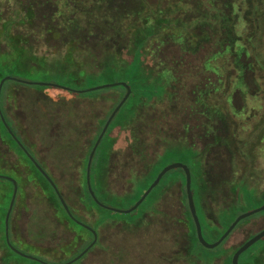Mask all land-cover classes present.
<instances>
[{"label":"trees","instance_id":"obj_1","mask_svg":"<svg viewBox=\"0 0 264 264\" xmlns=\"http://www.w3.org/2000/svg\"><path fill=\"white\" fill-rule=\"evenodd\" d=\"M19 2L21 10L15 17L5 20L1 26L0 41L5 44L6 50L0 51V82L7 76L21 75L27 80L34 75H44L59 79V84L64 87L79 90L85 86L116 82L127 83L132 89L130 99L111 124L92 164L91 185L99 201L102 202L101 198L121 201L128 197L125 195L130 194L133 188L145 187L140 190V196L143 195L154 182L148 181L149 177L154 174L156 179L159 174L153 172L158 157L163 159L171 156L191 170L193 194L196 191L197 196L203 200V219L200 218V223L206 240V231L217 233L223 229L214 241L216 242L239 215L264 204V191L254 180L257 176L252 169L245 168L237 181L230 183L229 186L227 180L232 172L226 167V164L232 161L230 155L236 151L241 152L248 146L247 139L242 141L243 132L235 119L241 113L239 111L241 105L238 103L258 101L264 110V0H19ZM105 9L108 12H105ZM187 13L189 15H184ZM37 22L44 26L40 32L42 33L40 41L21 33L12 34L11 28L16 24L27 26L31 33L40 31L35 30ZM47 23L51 26L48 27ZM71 34H74L73 38L70 37ZM90 41L95 43L91 46L85 45V42ZM39 45L46 46L50 56H41ZM166 51L173 54L174 58L161 61L159 64L161 68L151 62V54H164ZM216 61L217 64H214ZM180 69L184 70V73L179 75L184 77V83L176 79L177 71ZM157 73L160 74L159 79ZM12 83L18 84L6 82L2 99L4 89ZM115 88V90L110 88L108 92L121 94V97L116 101L115 107L108 111V117L100 122L101 129L92 141L89 154L107 119L126 94L123 87ZM180 101L185 104L188 113L189 139L184 138L182 133L177 134L178 130L183 132L181 128L169 134L164 128L158 127L159 135L152 139H140L137 136L136 129L132 126L136 123L140 110L158 105H165L170 109L173 104ZM4 117L30 152L27 142L23 140L12 121L10 124L5 114ZM0 128L7 136L5 140L0 130L3 143L18 157L16 164L23 190L26 185L32 184L43 192L39 183L36 184L29 177L32 169L42 178L43 175L9 135L1 118ZM114 128L120 133L128 130L130 134L127 146L130 159L124 167V178L131 186V190L124 196L111 192L106 179L107 165L117 143ZM252 132L253 134L256 132L260 137L264 136V116L258 120ZM89 154L85 160L86 165ZM245 158L250 164L253 157L249 154ZM22 159L30 163L31 167L28 170L25 168L28 165L25 161L22 163ZM178 171L184 174L183 170ZM162 181L146 201L151 197L152 201L156 197L159 199L169 183L176 182L172 180L162 184ZM9 183L13 191V184ZM85 183L86 196L82 193V188L81 203L89 211L99 210L111 214L112 212L96 205L88 191L87 178ZM221 184L228 186V193L234 198L233 203L230 209L229 207L219 209L216 219L215 217L209 219L204 204L216 193L218 187H222ZM183 186L186 220L179 223L186 230L193 253L194 244L202 245L197 239L196 227L188 208L185 182ZM154 192L157 193L153 196ZM42 194L44 195V192ZM54 194L55 197L51 198L45 196L46 201L54 210L57 205L64 210L55 191ZM85 200L92 204L91 207ZM153 207L154 203H151L149 210ZM8 208L7 206L0 210L1 239L8 252L24 259L11 251L6 243L5 217ZM148 211L133 225L141 222ZM241 211L243 212L240 213ZM65 214L67 220L62 224L67 226L70 222L81 229V232L88 234V239H85L80 231L71 230L78 245L86 249L92 243L93 235L74 223L66 212ZM261 214L264 215V212ZM97 216V228L93 229L99 232L108 218L106 216L99 218L98 214ZM131 216H136V213ZM253 217L242 221L236 230ZM13 226L12 215L10 221L12 244V240H19L14 234ZM229 238L219 247L220 255L206 262L224 258L223 264H232L233 255L240 247L233 254H229L224 249ZM56 249L57 247L47 249L46 252L52 253ZM5 257L6 255L0 262H9ZM83 259L77 264H81ZM239 262L264 264V241H260L245 252Z\"/></svg>","mask_w":264,"mask_h":264},{"label":"rangeland","instance_id":"obj_2","mask_svg":"<svg viewBox=\"0 0 264 264\" xmlns=\"http://www.w3.org/2000/svg\"><path fill=\"white\" fill-rule=\"evenodd\" d=\"M19 10H21L19 0H0V14L2 16L0 32L5 20L15 17ZM105 12H108L107 9H105ZM184 15H189V13ZM47 26L49 27L51 24L47 23ZM43 27L41 22H37L35 30H40L37 32L31 33L27 29V26H19L18 24L14 25L11 29L13 35L21 33L26 36H32L34 39L40 41L42 38V33L40 32H42ZM73 35L71 34L70 37L73 38ZM1 42L0 51L6 50L5 44ZM94 43L93 41L89 43L85 42V45L91 46ZM39 48L41 56H50V51L46 46L39 45ZM172 55L166 51L164 54L153 53L150 55V58L152 63L154 62L161 68L160 62L165 61L167 58L173 59ZM214 64H217V61ZM182 73H184V70H178L176 79L183 82L184 77L179 76ZM22 77L18 75L14 78L26 80ZM159 77L160 74L157 73V78L159 79ZM27 81L60 85L59 79L44 75L31 76ZM109 84L113 83L91 87L85 86L80 90H88ZM71 89L79 90L76 88ZM108 91L110 89L87 94H74L56 88L25 86L12 83L4 89V96L1 101L2 110L8 122L10 124L13 123L17 128L23 140L27 142L26 144L34 157L36 159L38 157L40 161L44 162V164L39 163L53 179L73 216L91 228H97V214L99 218L104 216L108 218V221L99 229L100 235L97 231L99 236L98 243L85 256L81 264H223L224 258L215 259L210 263L206 262L208 259L220 255L219 247L214 250H208L199 244H194V252L192 253L186 230L179 223V221L186 220V208L183 204L185 177L178 170L168 173L163 178L162 184H167L172 182V180L176 182L173 184L169 183L159 199L158 197L154 198L153 201L152 197L148 199L138 209L136 216L113 212L109 214L99 210L89 211L81 203V195L84 194L86 196L85 180L87 178L86 161H84L83 157L84 151L87 149L86 146L89 149L91 142L84 141L82 135L77 137L74 134H82L90 123L93 125V139L99 133L101 129L100 122L108 117V111L115 107L116 101L121 97V94ZM238 104L241 105L239 106L241 113L238 115V118H234L237 124H239L240 130L242 129V141L247 139L248 146L242 150L244 155H242V151H236L230 155L232 161H229L230 163L226 164V167L232 173L227 183L230 186V183L237 181L241 172L246 170L245 168H248V170L250 168L254 172V175L257 176L254 178L257 181V185L264 191V136L260 137L256 132L255 134L252 132L258 120L260 121L264 116V110L261 108V102L258 101L252 102L248 100L247 102ZM187 115L186 106L181 101L173 104L170 109L165 105L153 106L150 109L140 110L136 123L132 127L136 129V134L140 139L157 137L159 135L158 127L164 128L169 134L181 128L183 132L178 130L177 134L182 133L181 135L187 139L189 137L187 126L189 120ZM114 129L117 143L107 165V182L109 183V190L111 192L124 196L131 190V186L124 178V167L130 159L127 153L130 134L128 130L121 131L120 133L118 129ZM1 134L7 140L5 132L1 130ZM75 139L76 141H74ZM9 143L11 142L9 141ZM249 154L253 157L250 164L245 158ZM24 161L26 165L31 167L27 160L22 159V163ZM17 162V155L10 151L0 136V176L15 179L19 186L14 206L16 208L14 214V234L19 240H12V245L22 253L48 264H65L71 261L84 249L82 245H78L77 239L74 238L75 234L71 230L80 231L79 233L83 234L85 239H88V234L81 232V229L70 222H68L67 226L64 223L62 224L64 220H67L64 210L59 205L54 210L45 199V196L48 198L55 197L53 188L45 178L39 176L33 169L29 177L35 183H39L44 195L40 188H35L32 184L25 186L24 190L26 193H24L23 183L18 174ZM173 163L181 162H177L171 156L163 159L158 157L153 172L155 174L160 173L165 167ZM206 169L209 170L210 168ZM22 170H24L23 167ZM154 177V174L151 175L148 181H155ZM221 185L222 187H218L216 193L204 204V209L209 219H212V217L216 219V213L219 209L228 207L230 209L233 203L234 198L232 195H229L228 186L225 184ZM144 188H133L131 190L132 193L126 194L125 196L128 197L121 201L115 202L103 198L101 200L106 206L118 210H127L140 200L142 196H140V190ZM12 192V185L6 180L0 179V210L4 207H9L13 195ZM156 193L154 192L153 196ZM194 196L197 214L199 219H203V200L197 196L196 191ZM85 201L91 207L92 204L88 200ZM25 203H27V210L22 209ZM151 203H154V207L149 210ZM262 206L264 204L254 209H246L247 211H241L240 213L243 212L242 214H245ZM147 211L148 213L144 215L143 220L137 225H133ZM22 214L23 216L21 217ZM214 223L217 224L216 222ZM262 230H264V215L260 213L237 229L224 245V249L229 254H233L237 248L241 247L247 240ZM222 231L223 229L217 233L206 231L207 240H205L213 243ZM1 237L2 234L0 233V259L4 255V249H2L4 243ZM55 247H57L56 251L52 253L46 252L47 249ZM5 255L6 260L9 262L38 264V262L33 260L21 259L7 250Z\"/></svg>","mask_w":264,"mask_h":264},{"label":"water","instance_id":"obj_3","mask_svg":"<svg viewBox=\"0 0 264 264\" xmlns=\"http://www.w3.org/2000/svg\"><path fill=\"white\" fill-rule=\"evenodd\" d=\"M8 81L15 82V83L22 84V85H26V86H39V87L56 88V89L64 90L66 92L74 93V94H87V93H92V92L101 91V90L110 89V88H115V87H123L124 89H126V94L124 95L122 100L119 102V104L116 106L114 111L111 113V115L107 119L104 127L102 128V131H101L100 135L98 136V139L92 148V151L89 155L88 162H87V168H86L87 188H88V191H89L91 197L93 198L94 202L99 207L106 209L110 212L117 213V214H124V215L134 214L138 211V209L146 201V199L149 197V195L160 185L161 181L163 180V178L168 173L181 169L184 171V174H185V189H186V195H187V204H188L190 214L192 216V219H193L195 227H196L197 239H198L199 243L202 245V247H204L205 249H208V250L217 249L218 247L223 245V243L234 233V231L236 230V228L238 227V225L242 221L264 212V206H262L258 209L252 210L248 213L239 215L236 218V220L231 224V226L227 229V231L216 242H214V243L207 242L204 238L202 225L200 223V219H199V216L197 214V208H196V204H195L194 194L192 191V173H191L190 168L183 163H173V164L165 167L159 173V175L157 176L155 181L152 183V185L143 193L140 200L130 209L118 210V209H114L112 207L104 205L101 201H99V199L97 198L96 194L94 193V191L92 189V185H91L92 164H93L96 152H97L98 148L100 147L105 135L107 134L111 124L113 123L114 119L116 118V116L120 112V110L123 108V106L130 99V97L132 95L131 87L127 83L119 82V83H113V84H109V85H102V86L92 88V89H88V90H73L71 88L64 87V86H61L58 84H53V83L32 82V81L22 80V79H18V78H14V77H5L0 82V118H1L3 125L5 126L9 135L13 138V140L17 143V145L22 149L23 153L27 156V158L31 161V163L35 166V168L41 173V175H43V177L51 185V187L55 191L62 207L64 208L65 212L69 216V218L74 223H76L80 227L86 229L87 231H89L93 235L92 243L86 249H84L77 257H75L74 259H72L71 261H69L65 264H75L78 261H80L81 259H83L98 243V239H99L98 232L95 229L91 228L90 226H88V225L82 223L81 221L77 220L73 216V214L71 213V211H70L68 205L66 204L63 196L61 195L60 191L58 190V187L54 183L53 179L39 165V163L33 158V156L29 153L27 148L18 139V137L15 135V133L13 132L11 127L8 125V123L4 117V114L2 111V106H1L3 88H4V85L6 84V82H8ZM0 179L7 180L13 184V195H12L11 202H10V205H9L8 211L6 213V217H5V238H6V243L9 247V249L24 259L33 260V261H36V262L41 263V264H48V263H46L42 260H39L35 257H32V256H29L27 254L22 253L21 251H19L17 248H15L12 245V243L10 241V221H11L12 213L14 210L15 202L17 199L19 186H18L17 181L11 177L0 176ZM263 239H264V230L255 234L249 240H247L233 255L232 264H240V262H239L240 257L245 252H247L250 248H252L254 245H256L257 243L262 241Z\"/></svg>","mask_w":264,"mask_h":264},{"label":"flooded vegetation","instance_id":"obj_4","mask_svg":"<svg viewBox=\"0 0 264 264\" xmlns=\"http://www.w3.org/2000/svg\"><path fill=\"white\" fill-rule=\"evenodd\" d=\"M102 131V130H101ZM92 132H93V125L90 123L88 126H86V128H85V131L84 132H82V134H80V133H76V134H74V135H76L77 137H80L81 135L84 137V141H86V142H91L90 144V147L92 146V139H93V134H92ZM101 133V132H100ZM80 135V136H79ZM82 140V139H81ZM74 141H76V139L74 140ZM32 148V147H31ZM86 150L84 151V161L86 160V158H87V156H88V154H89V150H90V148L88 149V147L86 146ZM92 151V150H91ZM91 151H90V153H91ZM88 152V153H87ZM32 156H33V158L39 163H43L44 164V162H42V161H40L39 159H38V157H37V159L34 157V155H33V153L30 151L29 152ZM86 153V154H85ZM90 155V154H89ZM89 158V157H88ZM30 161V160H29ZM31 162V161H30ZM39 163V165L42 167V165ZM29 165L28 166H25V168L28 170L29 169ZM24 168V167H23ZM43 168V167H42ZM87 168V167H86ZM107 169H108V167H107ZM106 179H107V177H106ZM26 193V192H25ZM27 203H25V206L24 207H22V209L23 210H27L28 208H27V205H26ZM16 208L14 207V210H13V213H12V215H13V224H14V214H15V210ZM23 216V214L21 215V217ZM19 217V216H18ZM20 217V218H21ZM13 228V230H14V226L12 227ZM11 230V229H10ZM12 230V231H13ZM11 241V240H10ZM9 248V247H8ZM2 249H4V255L3 256H5V252H6V247L5 246H3L2 247ZM2 256V257H3ZM0 264H18V263H14V262H7V263H3V262H0Z\"/></svg>","mask_w":264,"mask_h":264}]
</instances>
